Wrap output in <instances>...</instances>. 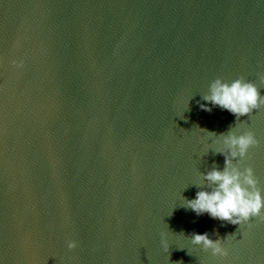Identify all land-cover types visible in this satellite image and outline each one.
<instances>
[{"label":"water","instance_id":"95a60500","mask_svg":"<svg viewBox=\"0 0 264 264\" xmlns=\"http://www.w3.org/2000/svg\"><path fill=\"white\" fill-rule=\"evenodd\" d=\"M259 71L264 0H0V264H264V222L185 206L231 125L264 189V107H200Z\"/></svg>","mask_w":264,"mask_h":264},{"label":"clouds","instance_id":"9594fccd","mask_svg":"<svg viewBox=\"0 0 264 264\" xmlns=\"http://www.w3.org/2000/svg\"><path fill=\"white\" fill-rule=\"evenodd\" d=\"M12 63L17 66L23 64L22 61L15 60ZM256 75L259 83L248 80L243 75L230 82L217 77L210 83L208 92L202 95V99L210 102L211 106L201 104L200 107L211 112L213 107L218 106L233 114L236 121L244 116L250 117L254 111L264 107V93L260 88L264 85V71H259ZM209 133L221 143L215 153L224 156V167L221 169L214 165L207 172H201L207 187L197 186L199 190L195 198H185V206L197 215L207 213L213 219L233 225L251 226L254 218L258 222H264V189L259 186L254 168L245 164L251 158L250 149L260 143L255 132L251 128L240 131L238 127L231 125L226 132ZM165 235L161 233V243L167 249ZM189 236L192 244L202 246L205 252L211 250L213 256L228 255V250L222 243L224 239H212L207 232L201 234L193 231ZM67 247L74 249L77 241L69 240Z\"/></svg>","mask_w":264,"mask_h":264}]
</instances>
